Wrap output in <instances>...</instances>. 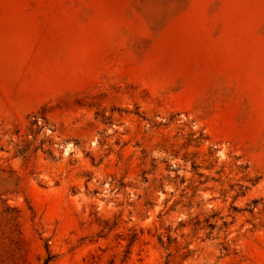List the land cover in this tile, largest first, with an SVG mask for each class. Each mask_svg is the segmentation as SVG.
<instances>
[{
	"label": "rangeland",
	"instance_id": "1",
	"mask_svg": "<svg viewBox=\"0 0 264 264\" xmlns=\"http://www.w3.org/2000/svg\"><path fill=\"white\" fill-rule=\"evenodd\" d=\"M48 256L264 264V0H0V264Z\"/></svg>",
	"mask_w": 264,
	"mask_h": 264
},
{
	"label": "trees",
	"instance_id": "2",
	"mask_svg": "<svg viewBox=\"0 0 264 264\" xmlns=\"http://www.w3.org/2000/svg\"><path fill=\"white\" fill-rule=\"evenodd\" d=\"M160 241H162V238H160ZM52 258H53L52 256H48V257L46 258L44 264H49L50 261L52 260Z\"/></svg>",
	"mask_w": 264,
	"mask_h": 264
}]
</instances>
